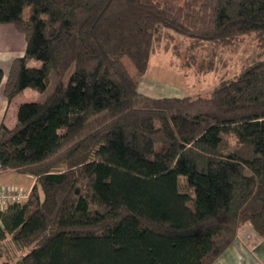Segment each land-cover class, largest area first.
<instances>
[{"label":"trees","instance_id":"16d2710c","mask_svg":"<svg viewBox=\"0 0 264 264\" xmlns=\"http://www.w3.org/2000/svg\"><path fill=\"white\" fill-rule=\"evenodd\" d=\"M4 23L25 45L0 92L43 97L0 121V172L34 177L0 206V264H214L243 225L264 237V0H0ZM170 31L257 44L209 96H149Z\"/></svg>","mask_w":264,"mask_h":264},{"label":"rangeland","instance_id":"374dc122","mask_svg":"<svg viewBox=\"0 0 264 264\" xmlns=\"http://www.w3.org/2000/svg\"><path fill=\"white\" fill-rule=\"evenodd\" d=\"M256 44L257 41L253 37L244 36L237 44L207 46L206 48L197 49L189 46L188 39L170 31L169 34H165L159 42L155 43L153 53L149 57L147 69L138 81V90L153 97L209 96L222 80L232 78L240 71L245 58L254 52ZM212 58L215 64L213 70L201 71V63L206 66ZM11 59L4 66L5 72L8 70ZM30 63L36 64L37 62L31 60ZM0 97L6 100L2 92H0ZM42 97L32 89L18 93L11 100V104L7 102V109H3L6 124L11 126L15 123L16 113L12 114L11 111L19 103L40 100ZM3 110L1 109V114ZM28 176L21 177L19 185L27 187L30 181V176ZM3 186L13 188L15 184ZM15 188H19V186ZM247 225L249 224L239 228L234 241L241 239V237L248 241L253 254V244L264 237L262 238L256 234L250 225L251 232L250 234L247 233ZM253 233H255L254 236ZM11 264L16 263L13 261Z\"/></svg>","mask_w":264,"mask_h":264},{"label":"crops","instance_id":"0c3cea01","mask_svg":"<svg viewBox=\"0 0 264 264\" xmlns=\"http://www.w3.org/2000/svg\"><path fill=\"white\" fill-rule=\"evenodd\" d=\"M24 39L23 36L17 32L11 24L4 23L0 24V65L4 68L5 64L14 56L22 55L24 51ZM37 64V63H36ZM26 88L21 92L27 90ZM20 92V93H21ZM10 101L9 104H11ZM8 105L7 100L0 97V111L1 109H7ZM3 106V108H1ZM18 106V105H17ZM17 107L11 111L12 114H15ZM0 112V121L4 120L5 111ZM16 120V119H15ZM15 122V121H14ZM6 124V122H5ZM7 125V124H6ZM25 174H17L13 172H0V186L3 185H13L14 187H22L20 184V179ZM29 177V176H28ZM34 181V177L30 176V181L27 187L29 188ZM245 226V225H244ZM248 226V227H247ZM248 231L250 234V226L247 225ZM255 233H253V236ZM259 238V237H258ZM254 252L249 248L248 241L243 239H237L234 241L215 261L214 264H264V238L258 240L254 244Z\"/></svg>","mask_w":264,"mask_h":264},{"label":"built area","instance_id":"2783aa9c","mask_svg":"<svg viewBox=\"0 0 264 264\" xmlns=\"http://www.w3.org/2000/svg\"><path fill=\"white\" fill-rule=\"evenodd\" d=\"M26 197L27 192L22 188L0 186V206H4L9 201H20Z\"/></svg>","mask_w":264,"mask_h":264}]
</instances>
